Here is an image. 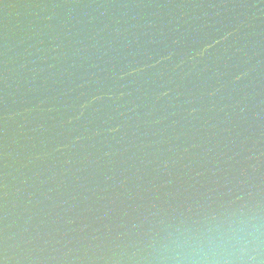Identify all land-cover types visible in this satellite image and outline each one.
<instances>
[{
	"label": "water",
	"instance_id": "95a60500",
	"mask_svg": "<svg viewBox=\"0 0 264 264\" xmlns=\"http://www.w3.org/2000/svg\"><path fill=\"white\" fill-rule=\"evenodd\" d=\"M0 264H264V0H0Z\"/></svg>",
	"mask_w": 264,
	"mask_h": 264
},
{
	"label": "clouds",
	"instance_id": "9594fccd",
	"mask_svg": "<svg viewBox=\"0 0 264 264\" xmlns=\"http://www.w3.org/2000/svg\"><path fill=\"white\" fill-rule=\"evenodd\" d=\"M246 239L243 225H235L226 230L214 243L223 252H239L243 249Z\"/></svg>",
	"mask_w": 264,
	"mask_h": 264
}]
</instances>
